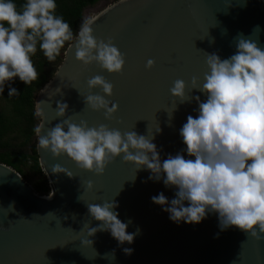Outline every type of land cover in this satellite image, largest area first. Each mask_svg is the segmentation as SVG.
Segmentation results:
<instances>
[{"label":"water","instance_id":"water-1","mask_svg":"<svg viewBox=\"0 0 264 264\" xmlns=\"http://www.w3.org/2000/svg\"><path fill=\"white\" fill-rule=\"evenodd\" d=\"M91 18L97 39L111 38L126 55L123 72L83 64L71 41L34 100L35 113L38 104L42 111L38 124L46 118L42 135L69 117L90 127L133 130L149 139L154 136L161 161L181 152L188 158L179 130L188 115H198L195 99L181 103L171 94L174 81L187 82L188 98L206 100L192 89L191 80L196 76L203 82L208 54L229 58L241 35L264 49V0H116ZM149 59L155 61L151 69L146 67ZM96 75L114 85V94L105 96L119 105L111 119L84 103L90 92L87 81ZM91 91L105 95L100 88ZM58 102L69 106L64 117L57 114ZM35 138L49 194L36 193L0 163V264H264V240L235 226L221 230L218 214L209 213L198 224L173 222L152 197L163 192L170 201L176 189L166 187L163 179H150L147 168L137 170L121 155L97 175L67 155L54 157L39 149L36 133ZM57 164L73 176L53 173ZM113 200L119 219L131 221L128 232L140 230L132 244L121 245L109 231L88 235L89 227L100 222L87 204ZM124 248L134 251L128 255Z\"/></svg>","mask_w":264,"mask_h":264},{"label":"clouds","instance_id":"clouds-1","mask_svg":"<svg viewBox=\"0 0 264 264\" xmlns=\"http://www.w3.org/2000/svg\"><path fill=\"white\" fill-rule=\"evenodd\" d=\"M56 9V0H25L22 6L16 0H0V94L5 86L9 97L20 94L11 86L14 78L26 85L37 80L32 57L38 46L52 62L66 42L72 41L76 59L83 64L96 63L113 74L123 72L126 55L111 38L107 42L97 39L92 18H85L74 35L70 24L56 15ZM236 49L226 59L208 54L209 71L204 73L203 82L192 77V89L203 93L206 100L200 96L188 98V84L182 79L174 81L170 89L181 103L192 99L198 103V115H188L179 130L188 158L181 152L161 161L157 145L152 142L154 136L149 139L133 130L122 132L104 124L90 127L86 121L77 124L70 117L52 126L47 135H42L46 118L37 124L34 132L38 148L54 157L67 155L79 168L97 175H103L108 165L122 155L137 170H150V179H163L166 187L176 189L170 201L163 192L152 197L173 222L198 224L209 213H215L221 230L235 226L246 235L264 240V49L257 40L243 35L237 38ZM154 66L155 61L149 59L146 67ZM87 84L90 92L84 97L85 105L103 110L111 119L119 105L105 96L114 94V85L101 75L89 78ZM97 88L105 95L91 91ZM68 107L58 102V116L64 117ZM35 114L42 116L39 104ZM52 172L73 176L58 164ZM87 187L92 189L94 185L88 182ZM87 207L100 222L98 227H89V236L109 231L121 245L134 242L140 230L128 232L131 221L119 219L114 200ZM123 251L131 255L134 249Z\"/></svg>","mask_w":264,"mask_h":264},{"label":"trees","instance_id":"trees-1","mask_svg":"<svg viewBox=\"0 0 264 264\" xmlns=\"http://www.w3.org/2000/svg\"><path fill=\"white\" fill-rule=\"evenodd\" d=\"M99 1L101 0H56V15L70 24L75 35L83 21L84 10ZM16 3L22 6L25 0H16ZM70 42H66L60 55L52 62L48 61L38 46L37 53L32 57L38 71L37 80L26 85L18 77L14 78L11 86L17 88L20 94L9 97L7 86L4 93L0 94V163L12 168L25 182H28L29 176L36 177L37 180L30 185L40 195L49 194V187L39 167L35 150L34 128L39 118L34 111V100L39 90L52 77Z\"/></svg>","mask_w":264,"mask_h":264},{"label":"rangeland","instance_id":"rangeland-1","mask_svg":"<svg viewBox=\"0 0 264 264\" xmlns=\"http://www.w3.org/2000/svg\"><path fill=\"white\" fill-rule=\"evenodd\" d=\"M112 2H113L112 0H101L98 3H96L95 5L86 8L83 12V20L85 18H91L93 15L97 14L99 11H101L102 9H104L105 7L110 5ZM35 140H36V138H35ZM35 180H37L36 177L29 176L27 183H29V185H30Z\"/></svg>","mask_w":264,"mask_h":264}]
</instances>
